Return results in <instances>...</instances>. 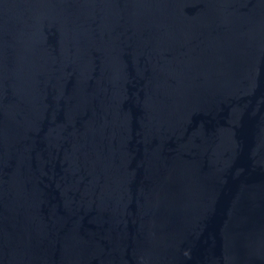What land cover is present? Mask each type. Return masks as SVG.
Segmentation results:
<instances>
[{
    "label": "water",
    "instance_id": "obj_1",
    "mask_svg": "<svg viewBox=\"0 0 264 264\" xmlns=\"http://www.w3.org/2000/svg\"><path fill=\"white\" fill-rule=\"evenodd\" d=\"M0 264H264V0H0Z\"/></svg>",
    "mask_w": 264,
    "mask_h": 264
}]
</instances>
